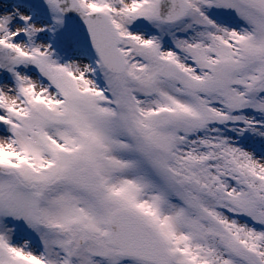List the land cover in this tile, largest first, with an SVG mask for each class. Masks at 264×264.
<instances>
[{"label":"snow or ice","instance_id":"obj_1","mask_svg":"<svg viewBox=\"0 0 264 264\" xmlns=\"http://www.w3.org/2000/svg\"><path fill=\"white\" fill-rule=\"evenodd\" d=\"M0 264H264V0H0Z\"/></svg>","mask_w":264,"mask_h":264}]
</instances>
